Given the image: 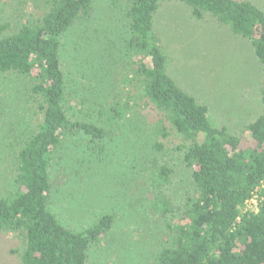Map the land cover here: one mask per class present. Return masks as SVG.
Segmentation results:
<instances>
[{"label":"trees","instance_id":"trees-1","mask_svg":"<svg viewBox=\"0 0 264 264\" xmlns=\"http://www.w3.org/2000/svg\"><path fill=\"white\" fill-rule=\"evenodd\" d=\"M97 1L44 0L16 31L0 22V75L26 83L36 118L30 135L11 142L14 189L0 197V234L23 242L12 253L21 264H90L117 216L107 213L81 229L61 222L52 211L54 175L69 143L102 152L135 128L151 154L140 163L141 179L155 186L150 209L168 236L152 264H264V10L251 0H121L128 72L119 89L113 82L114 97L94 106L69 93L63 46L94 17ZM174 2L250 46L262 112L244 128L213 125L209 106L170 74L155 20ZM75 105H88L79 107L83 118L70 113Z\"/></svg>","mask_w":264,"mask_h":264},{"label":"rangeland","instance_id":"rangeland-1","mask_svg":"<svg viewBox=\"0 0 264 264\" xmlns=\"http://www.w3.org/2000/svg\"><path fill=\"white\" fill-rule=\"evenodd\" d=\"M43 1L15 0L11 6L10 0H0V22H10L11 31H16L43 8ZM251 1L264 10V0ZM123 7L121 0H98L94 17L66 37L64 71L73 99L90 98L88 105L96 106L114 97V81L119 89L128 72L125 62L131 58ZM155 30L168 55L170 74L209 106L213 125L240 130L261 114L260 69L245 40L215 21L193 19L190 10L176 2L162 5ZM28 101L23 80L0 75V197L14 189L11 142L26 138L36 127ZM88 105L79 107L86 111ZM79 107L70 111L78 118L83 116L78 115ZM124 130L126 139L116 137V143L102 152L79 141L69 143L54 175L52 211L61 222L81 229L107 213L117 216L106 241L92 252L90 264H152L168 241L165 225L149 205L155 186L140 175V163L151 154L145 153L135 128ZM140 156L145 157L137 163ZM22 248L19 237L0 234V264H21L12 251Z\"/></svg>","mask_w":264,"mask_h":264}]
</instances>
